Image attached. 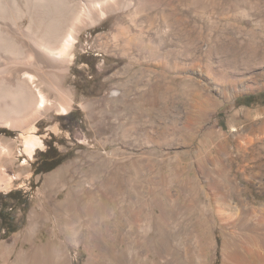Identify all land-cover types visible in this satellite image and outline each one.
Here are the masks:
<instances>
[{"label":"rangeland","instance_id":"374dc122","mask_svg":"<svg viewBox=\"0 0 264 264\" xmlns=\"http://www.w3.org/2000/svg\"><path fill=\"white\" fill-rule=\"evenodd\" d=\"M124 2L79 32L63 82L71 104L42 112L43 145L29 158L16 143L12 180L0 189L14 229L0 219V264H98V251L101 264L227 260L202 172L264 170V0ZM209 67L219 82L227 68L259 86L225 98L207 83ZM19 134L0 125V136ZM46 150L65 158L38 172ZM251 179L238 181L263 201L264 176ZM250 225L231 227L238 246L227 252L246 256ZM143 238L150 244L135 243Z\"/></svg>","mask_w":264,"mask_h":264},{"label":"bare ground","instance_id":"6f19581e","mask_svg":"<svg viewBox=\"0 0 264 264\" xmlns=\"http://www.w3.org/2000/svg\"><path fill=\"white\" fill-rule=\"evenodd\" d=\"M86 3L80 5L74 0H0V125L20 130L17 139L0 136V189L12 180L8 171L17 160L16 143L20 142L21 151L29 158L43 145L37 134V122L42 112L52 108L63 113L68 111L71 97L63 88V82L70 69L72 49L79 32L108 12L118 10L124 3L129 5L124 0H86ZM24 21H27L25 26ZM208 70L207 83L225 98L252 90L258 83L254 79L238 77L227 68L223 71V67L221 78L224 80L219 82L212 76L215 70L211 67ZM259 85H264V81ZM45 89L52 92L54 102ZM223 156V151L218 152L211 157L210 163L222 162ZM263 176L264 170L260 168L232 172L225 166L220 170L207 167L202 172L212 189L210 197L223 228L222 246L226 250L224 254L227 253L225 264H264V200H255L246 185L238 181ZM224 178L236 188V197L222 182ZM249 223L247 237L240 245L246 256L227 252L228 245L233 251L238 246L229 244L231 227L239 229ZM135 243L150 244L144 238ZM159 246L161 250L165 249L163 242H159ZM101 257L103 254L98 251L96 263L101 264ZM150 258L153 259L146 255L138 264H170V261L161 260L151 262ZM118 259L121 264H134L127 256ZM113 260L110 256L107 264H112Z\"/></svg>","mask_w":264,"mask_h":264},{"label":"trees","instance_id":"16d2710c","mask_svg":"<svg viewBox=\"0 0 264 264\" xmlns=\"http://www.w3.org/2000/svg\"><path fill=\"white\" fill-rule=\"evenodd\" d=\"M258 95H264V91H262L261 93H257ZM257 94H253V95H248L247 97H254V96H256ZM42 155L44 156V157H42V159H41V161L39 162V166L41 167L40 168V170L38 171V172H41V171H49V170H51V169H53L54 167H56L58 164H60L63 160H64V158L65 157H61V158H59L57 161H53V157L51 156V155H49V153H48V151L46 150V151H44L43 153H42ZM8 194H15V192L14 193H12V192H9ZM11 196V195H10ZM22 202H24V201H22ZM3 207V204H2V206L0 207V219H1V221H2V227H6V225L5 224H7V222H8V220H9V222H11V224L9 225V226H7L6 227V229H7V231L6 232H12V231H14V229H11V227H12V222H13V216L10 214V212H6V211H4L5 209V207L4 208H2ZM8 207V206H7ZM7 217H9V218H7Z\"/></svg>","mask_w":264,"mask_h":264},{"label":"flooded vegetation","instance_id":"af4514ba","mask_svg":"<svg viewBox=\"0 0 264 264\" xmlns=\"http://www.w3.org/2000/svg\"><path fill=\"white\" fill-rule=\"evenodd\" d=\"M39 165H40V164H39V162H38L36 166L38 167ZM10 224H11V222L8 221L7 224H5V225H6V227H7V226H9ZM6 227H3V228H4V229H3L4 231H5Z\"/></svg>","mask_w":264,"mask_h":264}]
</instances>
